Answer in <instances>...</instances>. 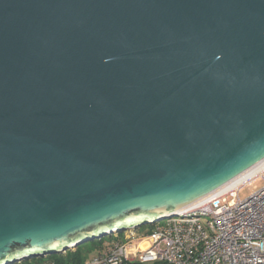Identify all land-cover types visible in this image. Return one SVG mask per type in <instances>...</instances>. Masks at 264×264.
I'll return each mask as SVG.
<instances>
[{
	"label": "water",
	"instance_id": "obj_1",
	"mask_svg": "<svg viewBox=\"0 0 264 264\" xmlns=\"http://www.w3.org/2000/svg\"><path fill=\"white\" fill-rule=\"evenodd\" d=\"M263 163L264 0H0V264L186 216Z\"/></svg>",
	"mask_w": 264,
	"mask_h": 264
},
{
	"label": "built area",
	"instance_id": "obj_2",
	"mask_svg": "<svg viewBox=\"0 0 264 264\" xmlns=\"http://www.w3.org/2000/svg\"><path fill=\"white\" fill-rule=\"evenodd\" d=\"M251 182L152 226L153 244L146 251L131 245L138 231L123 233L84 264H264V188L246 200L239 197Z\"/></svg>",
	"mask_w": 264,
	"mask_h": 264
},
{
	"label": "rangeland",
	"instance_id": "obj_3",
	"mask_svg": "<svg viewBox=\"0 0 264 264\" xmlns=\"http://www.w3.org/2000/svg\"><path fill=\"white\" fill-rule=\"evenodd\" d=\"M252 182L243 186L239 192V197L241 200H246L247 198H249L250 196L254 195L255 193H257L258 191L262 190L264 188V172L261 175L256 176V178L251 179ZM242 185V184H240ZM237 186V188H239V186ZM166 222V221H164ZM164 222H161L164 223ZM152 227H143L141 230L138 231V239L134 240L131 242L132 247L138 249L140 252L146 251L148 247H151L153 244V237L150 236L149 232L151 231ZM152 232V231H151ZM125 234V233H124ZM111 241L109 239V237H106L104 239V244H109ZM81 258L83 260V263H85L86 261L91 260L93 257L97 256L98 254H100L101 251H99L98 249L92 247V243H87L83 246H81ZM66 254H62L59 255V257L65 256ZM55 257V256H53ZM50 257L47 258H43L41 260H49ZM38 260H32V261H28L25 262L24 264H30L33 262H36ZM48 264L50 262H47ZM68 264V263H67Z\"/></svg>",
	"mask_w": 264,
	"mask_h": 264
},
{
	"label": "trees",
	"instance_id": "obj_4",
	"mask_svg": "<svg viewBox=\"0 0 264 264\" xmlns=\"http://www.w3.org/2000/svg\"><path fill=\"white\" fill-rule=\"evenodd\" d=\"M122 236L123 235L119 236V238H121ZM109 239L111 241L109 244H111L117 238L115 239L114 237H109ZM109 244H104V239H102L101 241L93 242L92 247L98 249L99 251H101L100 253H102V251L106 249ZM81 254H82L81 247H79L77 250L73 252H67L65 256H62V257L51 256L50 259L47 261L38 259V261L30 263V264H48L47 262H50L49 264H67V263L68 264H84L81 258Z\"/></svg>",
	"mask_w": 264,
	"mask_h": 264
},
{
	"label": "bare ground",
	"instance_id": "obj_5",
	"mask_svg": "<svg viewBox=\"0 0 264 264\" xmlns=\"http://www.w3.org/2000/svg\"><path fill=\"white\" fill-rule=\"evenodd\" d=\"M263 172H264V163H263L262 165H260L259 167H257L256 169L252 170L251 172L247 173L246 175H244V176L238 178V179L235 180L234 182H232V183H230L229 185L225 186L224 188H222V189L219 191V193H220L221 191H222V192H226V191L234 190V189L237 188L238 185H240V184L243 185V184L246 183L248 180H251V179L256 178V176L261 175ZM240 186H241V185H240ZM240 186H239V187H240ZM222 192H221V193H222ZM212 197H214V196H212ZM212 197H211V198H212ZM211 198H209V199H211ZM209 199H206V200H204V201L202 200L201 202L197 203V205H196L195 207H197L198 205L203 204L204 202H206V201L209 200ZM195 207H193V208L195 209ZM193 208H190V209L193 210ZM188 210H189V209H188ZM194 211H195V210H194ZM191 212H192V211H189V212H187L186 214L191 213Z\"/></svg>",
	"mask_w": 264,
	"mask_h": 264
}]
</instances>
